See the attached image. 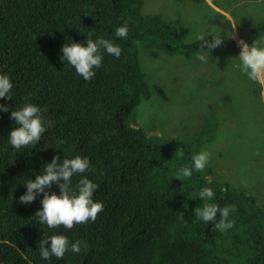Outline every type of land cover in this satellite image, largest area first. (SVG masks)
Instances as JSON below:
<instances>
[{"label": "trees", "instance_id": "16d2710c", "mask_svg": "<svg viewBox=\"0 0 264 264\" xmlns=\"http://www.w3.org/2000/svg\"><path fill=\"white\" fill-rule=\"evenodd\" d=\"M125 24L127 37H116ZM174 26L158 14L144 15L142 0H0V75L13 84L12 100L0 98L8 108L0 112V264H264L256 198L196 171L198 143L195 150L178 140L160 143L129 125L141 100L151 97L138 43L154 49L153 56L190 59L209 50L202 45L211 37L186 43ZM252 31L264 33V19ZM87 38L121 48L118 59L100 50L102 65L89 81L61 51L72 42L86 47ZM26 103L40 109L46 131L36 145L17 151L8 138L19 125L10 117ZM181 150L189 157L190 178H172L167 170L165 158ZM55 156L61 163L76 156L90 161L91 170L71 180L73 188L84 177L97 184L93 200L104 210L95 222L50 229L35 218L43 194L29 205L19 202L27 181L43 174ZM203 188L214 192L207 203L236 206L229 216L233 228L222 233L196 219L194 209L206 202L199 199ZM46 191L59 195L55 184ZM51 235L65 236L69 247L83 242L81 251L42 259L39 242Z\"/></svg>", "mask_w": 264, "mask_h": 264}, {"label": "rangeland", "instance_id": "374dc122", "mask_svg": "<svg viewBox=\"0 0 264 264\" xmlns=\"http://www.w3.org/2000/svg\"><path fill=\"white\" fill-rule=\"evenodd\" d=\"M142 0L144 15L158 14L175 26L183 42L223 39L201 62L194 54L153 56L144 42L136 45L151 97L142 99L129 119L160 143L178 140L209 154L206 180L227 183L256 198L264 223V76L252 81L241 71L243 40L249 46L264 33L252 30L264 19V0ZM212 38V37H211ZM264 47V45H261ZM156 87L163 91L161 97ZM208 130V133H206ZM184 151L165 158L172 178L188 165Z\"/></svg>", "mask_w": 264, "mask_h": 264}, {"label": "clouds", "instance_id": "9594fccd", "mask_svg": "<svg viewBox=\"0 0 264 264\" xmlns=\"http://www.w3.org/2000/svg\"><path fill=\"white\" fill-rule=\"evenodd\" d=\"M128 35V26L125 24L115 31L118 38H126ZM211 41H205L202 47L213 50L221 46L223 39L217 36L213 31L209 32ZM203 39V37H199ZM264 36L254 40L249 46L243 40L239 42L241 52L239 55L240 68L248 78L256 81L264 76ZM101 49L106 50L107 54L115 56L117 59L121 55V48L113 42L104 38H98L93 41L87 38V46L80 43L64 44L62 46V60H66L76 71L78 76L83 77L85 81L91 80L95 75L94 68L98 69L102 65L103 56ZM196 58L201 62H207V56L198 53ZM13 84L7 75H0V98L12 100L11 89ZM8 108L0 105V112H7ZM10 119L14 120L19 127L14 128L9 135V143L15 150L27 148L30 145H36L46 128L41 118L40 109L34 104H25L19 110L11 112ZM51 122L48 127H51ZM63 144L64 141H58ZM60 157L55 156L52 161L43 167V174L37 175L35 180L29 179L26 186V193L19 197V202L29 205L34 202L40 194H43L41 201L42 209L35 213V218L40 225H47L50 229L63 226L65 229H72L74 225L86 224L89 221L95 222L98 214L104 210L102 203L94 202L93 194L97 190V184L84 177L78 181L75 188L72 186L71 178L76 174H84L90 169V161L87 158L76 156L73 159H64L60 162ZM209 154L201 152L192 156L193 167L196 171H203L208 163ZM182 177L190 178L192 169L183 168ZM179 179V178H177ZM180 180V179H179ZM55 184L59 188V195L49 194L46 189H50ZM214 196L211 188H203L199 192V199L206 201L203 207L194 209L196 219L204 223H214V228L220 232H225L234 227V221L229 220L231 213L236 211V206H225L221 208L217 204L207 203ZM220 219L217 221V216ZM83 242L76 241L71 243L63 235H51L47 239H41L39 242V252L41 258L49 260L51 257L62 259L67 251L79 253ZM83 247L87 249V244Z\"/></svg>", "mask_w": 264, "mask_h": 264}]
</instances>
